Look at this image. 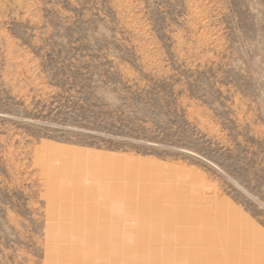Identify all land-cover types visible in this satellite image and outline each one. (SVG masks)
I'll use <instances>...</instances> for the list:
<instances>
[{
    "label": "rangeland",
    "instance_id": "374dc122",
    "mask_svg": "<svg viewBox=\"0 0 264 264\" xmlns=\"http://www.w3.org/2000/svg\"><path fill=\"white\" fill-rule=\"evenodd\" d=\"M0 264H264V0H0Z\"/></svg>",
    "mask_w": 264,
    "mask_h": 264
}]
</instances>
